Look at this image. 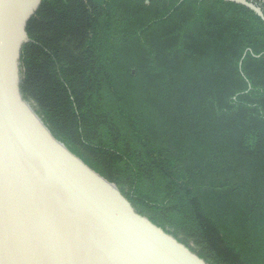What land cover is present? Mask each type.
Segmentation results:
<instances>
[{
	"label": "trees",
	"instance_id": "obj_1",
	"mask_svg": "<svg viewBox=\"0 0 264 264\" xmlns=\"http://www.w3.org/2000/svg\"><path fill=\"white\" fill-rule=\"evenodd\" d=\"M27 33L22 93L58 141L208 264H264L255 11L227 0H42Z\"/></svg>",
	"mask_w": 264,
	"mask_h": 264
},
{
	"label": "water",
	"instance_id": "obj_2",
	"mask_svg": "<svg viewBox=\"0 0 264 264\" xmlns=\"http://www.w3.org/2000/svg\"><path fill=\"white\" fill-rule=\"evenodd\" d=\"M247 6L264 20V10ZM42 0H0V264H208L58 141L25 99L21 55Z\"/></svg>",
	"mask_w": 264,
	"mask_h": 264
},
{
	"label": "built area",
	"instance_id": "obj_3",
	"mask_svg": "<svg viewBox=\"0 0 264 264\" xmlns=\"http://www.w3.org/2000/svg\"><path fill=\"white\" fill-rule=\"evenodd\" d=\"M253 2V1H252ZM262 2L264 3V0H262ZM255 3V2H254ZM255 4H257V3H255ZM258 5V4H257ZM260 6V5H259ZM261 7V6H260ZM262 8V7H261Z\"/></svg>",
	"mask_w": 264,
	"mask_h": 264
}]
</instances>
